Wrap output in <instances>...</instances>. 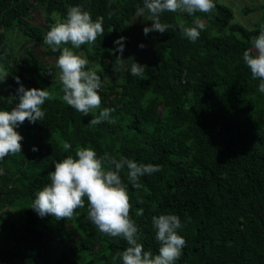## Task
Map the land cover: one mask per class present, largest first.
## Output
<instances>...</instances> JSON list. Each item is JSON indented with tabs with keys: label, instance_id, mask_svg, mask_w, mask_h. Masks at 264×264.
<instances>
[{
	"label": "trees",
	"instance_id": "16d2710c",
	"mask_svg": "<svg viewBox=\"0 0 264 264\" xmlns=\"http://www.w3.org/2000/svg\"><path fill=\"white\" fill-rule=\"evenodd\" d=\"M214 3L208 14H162L161 22L172 27L154 36L155 47L142 64L147 79L141 80L131 75V67L112 71L121 57L114 42L124 37V48L131 45L129 23L143 0H0V64L8 74L0 110L18 103L13 98L20 84L52 93L42 106L44 119L25 120L16 129L24 138L21 153L0 160V264H122L113 256L127 247L126 241L102 234L86 219V197L72 220L40 217L31 208L35 194L50 183L54 163L82 147L98 156L161 166L141 177V188L129 184L130 215L146 251L158 254L159 249L152 216L176 214L183 225L178 234L186 240L176 264H264V94L242 60L264 27V14L246 28L234 22L228 6ZM76 5L93 20L104 17V35L75 51L101 61L97 114L115 109V124L89 126L92 115L84 116L62 99L55 69L60 51L53 52L44 37L53 13L64 18ZM257 8L264 6H247L242 13ZM37 12L43 15L39 23ZM196 19L205 29L192 42L180 25L191 27ZM11 30L42 53L25 45L26 53L14 54L6 36ZM121 177L127 183L126 169ZM141 208L143 215L136 216ZM10 229L22 236L19 242L10 240Z\"/></svg>",
	"mask_w": 264,
	"mask_h": 264
},
{
	"label": "clouds",
	"instance_id": "9594fccd",
	"mask_svg": "<svg viewBox=\"0 0 264 264\" xmlns=\"http://www.w3.org/2000/svg\"><path fill=\"white\" fill-rule=\"evenodd\" d=\"M216 8L214 0H143V8L139 10L143 15L145 10L152 21L151 27H144L143 32L165 33L172 25L161 22V16L168 12H183L188 15L196 13H211ZM54 23L44 37V43L53 52L60 51L56 60V67L60 70L59 80L62 85V99L84 116L92 115L89 126L102 122L115 124L113 108L100 109L102 98L99 94L102 78L95 68H89V60L75 49L81 45H94L97 37L104 35V17L93 20L89 11L82 5L72 6L67 10L66 17L52 15ZM184 36L195 42L205 24L196 19L191 27L180 25ZM120 37L117 44L121 56L124 51ZM252 47L242 55L244 64L250 69L253 79L259 80L258 92L264 94V27L259 35L251 40ZM67 45H71L68 47ZM144 47L143 44L140 45ZM118 59L121 60L120 56ZM147 65L136 62L131 64V75L138 79H147ZM50 73V72H49ZM8 76L7 71L0 66V81ZM16 82L20 84L19 77ZM18 103L9 110H0V160L8 155L21 153L23 136L16 129L25 120L30 123L42 121L45 112L42 110L46 100L52 99L48 89H25L23 84L17 89ZM65 150L72 145L65 142ZM36 147L32 151H37ZM127 170V183L121 173ZM161 171L159 164L138 163L135 160L121 156L119 159L105 153L98 156L90 147H82L75 151V155L54 163V171L49 173L50 183L35 194L31 208L40 216H53L57 220H72L80 215L77 209L85 207L87 198L86 219L97 229L109 237H120L126 241L127 247L113 256L122 264H176L182 256L186 240L178 234L183 225L176 214H160L152 216L151 222L156 230L155 238L159 243L158 254L145 250L139 241V229L130 215L132 209L129 195V184L133 188L142 187L141 177ZM143 209H137L136 216H142Z\"/></svg>",
	"mask_w": 264,
	"mask_h": 264
},
{
	"label": "rangeland",
	"instance_id": "374dc122",
	"mask_svg": "<svg viewBox=\"0 0 264 264\" xmlns=\"http://www.w3.org/2000/svg\"><path fill=\"white\" fill-rule=\"evenodd\" d=\"M220 3L225 4L228 6L233 14H234V22L246 27L251 28L253 24H257L261 21L262 15L264 14V9L257 8L255 12H252L248 15H245L242 13V9L247 6H264V0H219ZM36 21L39 23L41 19H43V15L41 12H37L34 14ZM152 22L149 20V16L147 12L145 11L143 15L140 14L138 11L136 15L133 18V21L129 23V27L131 31V37L132 42L131 45L124 48L123 54L120 57L113 67V75L121 73L126 67H131L132 62H136L140 65H142L147 58L150 57L151 52L153 51L155 44L153 42V38L156 35L157 32H149L147 35L144 34L143 29L144 27H151ZM254 25V26H255ZM253 26V27H254ZM7 39L10 44L14 46V54L21 55L20 53H26L24 50L25 45L31 48H34L42 53V50L40 47L34 45L33 43H26L27 41L20 37L16 31H9L6 33ZM24 39V42H23ZM26 41V42H25ZM26 43V44H25ZM143 44L144 47L141 48L140 45ZM71 47V46H70ZM76 50V49H75ZM74 50V51H75ZM81 54L84 58L89 60V68H99L100 62L97 56L95 57V54H93V58H88L85 53H77ZM24 58H27L26 54L22 55ZM0 66H2L0 64ZM56 76L59 79L60 76V70L56 67ZM7 90V80L5 78L4 81H0V93L1 95H5ZM2 209H6L5 206H2ZM9 238L10 240H13L14 242H19L22 238V236L18 233L16 229H10L8 230Z\"/></svg>",
	"mask_w": 264,
	"mask_h": 264
}]
</instances>
